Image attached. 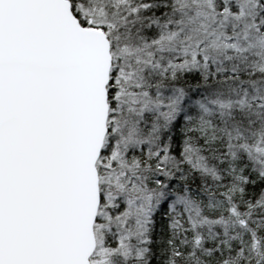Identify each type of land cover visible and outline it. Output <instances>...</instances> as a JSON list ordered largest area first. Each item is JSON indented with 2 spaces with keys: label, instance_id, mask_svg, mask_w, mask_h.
Returning <instances> with one entry per match:
<instances>
[{
  "label": "snow or ice",
  "instance_id": "1",
  "mask_svg": "<svg viewBox=\"0 0 264 264\" xmlns=\"http://www.w3.org/2000/svg\"><path fill=\"white\" fill-rule=\"evenodd\" d=\"M0 264H264V0H0Z\"/></svg>",
  "mask_w": 264,
  "mask_h": 264
}]
</instances>
